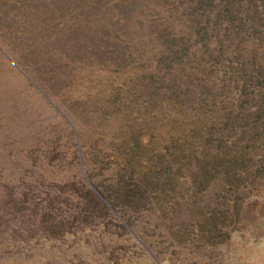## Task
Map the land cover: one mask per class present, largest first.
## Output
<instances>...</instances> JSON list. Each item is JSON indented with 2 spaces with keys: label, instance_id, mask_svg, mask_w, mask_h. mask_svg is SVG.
I'll list each match as a JSON object with an SVG mask.
<instances>
[{
  "label": "rangeland",
  "instance_id": "374dc122",
  "mask_svg": "<svg viewBox=\"0 0 264 264\" xmlns=\"http://www.w3.org/2000/svg\"><path fill=\"white\" fill-rule=\"evenodd\" d=\"M183 2L0 0V264H264V142L254 143L235 195L216 182L193 193L186 176L166 198L147 194L146 184L141 193H114L122 170L107 136L115 123L99 115L96 88L81 73L116 71L129 59L126 38L162 30ZM218 4L207 40L190 49L204 59L220 54L207 61L215 82L230 76L239 85L237 65L253 52L257 68L244 92L257 100L264 0H237L231 20L215 16ZM239 85L221 95L246 112L256 102L240 101ZM79 170L89 185L111 177L112 215L81 192ZM210 214L218 220L212 234L198 227Z\"/></svg>",
  "mask_w": 264,
  "mask_h": 264
},
{
  "label": "trees",
  "instance_id": "16d2710c",
  "mask_svg": "<svg viewBox=\"0 0 264 264\" xmlns=\"http://www.w3.org/2000/svg\"><path fill=\"white\" fill-rule=\"evenodd\" d=\"M214 1L185 0L183 9L171 16L162 30L128 36L129 59L118 63L116 71L87 68L81 73V83L96 88L99 115L109 116L115 123L117 137L114 133L107 136L113 145L111 158L122 170L114 193H141L146 184L151 186L147 194L166 198L183 176L193 193L213 182L220 184L226 197L238 193L240 171L252 161L254 143L264 142V91L257 100L256 94L244 92L257 66L253 52L237 65L236 75L244 78L239 85L236 77L230 76L215 82L207 61L220 54H208L204 59L191 51L192 44L206 41L211 32L208 14ZM216 1L215 16L235 17L237 0ZM232 85L240 86V101H255L256 105L245 112L243 107L235 109L236 102L223 101L221 93ZM230 131L236 135L232 141L225 134ZM69 132L72 136L71 129ZM79 175L81 192L97 209L112 215L111 177L99 187L87 183L89 173L83 175L79 170ZM127 178L134 182V188L124 186ZM231 207L237 212L238 206ZM201 218L203 223L198 227L202 231L212 234L218 229L216 215Z\"/></svg>",
  "mask_w": 264,
  "mask_h": 264
}]
</instances>
